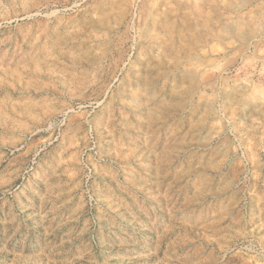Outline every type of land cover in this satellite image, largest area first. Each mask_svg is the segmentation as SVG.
Listing matches in <instances>:
<instances>
[{
	"label": "rangeland",
	"instance_id": "rangeland-1",
	"mask_svg": "<svg viewBox=\"0 0 264 264\" xmlns=\"http://www.w3.org/2000/svg\"><path fill=\"white\" fill-rule=\"evenodd\" d=\"M0 264H264V0H0Z\"/></svg>",
	"mask_w": 264,
	"mask_h": 264
},
{
	"label": "crops",
	"instance_id": "crops-1",
	"mask_svg": "<svg viewBox=\"0 0 264 264\" xmlns=\"http://www.w3.org/2000/svg\"><path fill=\"white\" fill-rule=\"evenodd\" d=\"M248 59H245V61L242 63V67L245 69L251 68L255 66L256 62H259V59L256 56L250 55L247 57ZM257 58V61H256Z\"/></svg>",
	"mask_w": 264,
	"mask_h": 264
}]
</instances>
